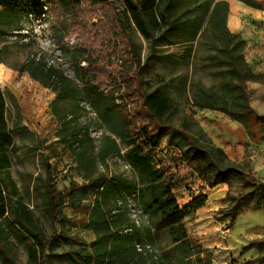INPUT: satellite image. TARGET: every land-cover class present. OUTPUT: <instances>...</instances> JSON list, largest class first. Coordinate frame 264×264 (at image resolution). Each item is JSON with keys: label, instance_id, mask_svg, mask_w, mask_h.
<instances>
[{"label": "trees", "instance_id": "1", "mask_svg": "<svg viewBox=\"0 0 264 264\" xmlns=\"http://www.w3.org/2000/svg\"><path fill=\"white\" fill-rule=\"evenodd\" d=\"M44 1L65 36L77 38V45H68L75 77L41 57L24 63L21 70L55 91L53 111L62 126L58 136L75 155L87 180L66 191L57 190L49 180L46 212L53 221L68 220L60 211L66 205L74 206L76 195L80 194L82 201L92 199L84 227L96 234L90 244L79 243L83 247L77 252L78 257L72 251L65 255L72 264H210L212 251L192 237L185 225L186 218L206 205L208 196H194L181 206L173 191L172 177L163 169V162L150 152L169 134H183L191 143L182 149L180 159L209 187L222 183L232 186L234 180L242 182L245 192L239 196L229 193L233 200L228 210L231 220L239 213L264 209V181L250 180L244 169L206 133L201 132L200 139L184 126L166 122L180 101L159 88L147 90L138 81L137 67L142 58L133 32L138 30L150 41L151 54L161 43H188L195 47L209 33L214 39H222L223 45L208 55L222 76L218 87L226 101L221 109L238 121L252 140L264 139V118L251 106L246 90V82L255 76L243 55L246 41L234 42L240 35L228 27L229 1ZM240 1L264 10V0ZM32 5L38 6V0L24 1L25 8ZM191 87L195 105L210 109L219 105L214 87ZM188 88L184 79L176 90L183 96ZM84 99L102 122L104 133L99 144L89 126L78 122L85 110L81 104ZM66 102L72 105L63 111ZM7 114L8 103L0 85V172L11 166L10 152L15 147ZM115 156L123 157L129 164L133 179L123 173L107 172L108 159ZM17 195L16 181L10 175L0 176V255L6 264H20L9 248L14 244L13 238L21 233L22 240L31 238L34 244L28 247L30 258L43 264L50 241L29 205L14 199ZM136 208L138 221L133 218ZM164 235L168 236L167 244L162 241Z\"/></svg>", "mask_w": 264, "mask_h": 264}, {"label": "rangeland", "instance_id": "2", "mask_svg": "<svg viewBox=\"0 0 264 264\" xmlns=\"http://www.w3.org/2000/svg\"><path fill=\"white\" fill-rule=\"evenodd\" d=\"M24 1L0 0V85L8 103L7 116L15 139V147L10 152L11 166L1 171L0 176L7 178L10 175L16 181L19 195L14 199L29 205L39 219L47 241H50L43 264H72L65 253L72 251L78 257L77 252L83 247L79 243L90 244L96 238L94 231L84 227L92 199L82 201L80 194L76 195V204L66 205L60 211V215H65L68 220L61 218L53 221L46 212L45 192L49 180L57 190L62 191L69 190L75 183H87V180L75 155L58 136L62 126L53 111L55 91L21 68L29 60L41 57L46 63L75 77L68 45L75 46L78 41L75 35L65 36L44 0H38V6L28 8H25ZM257 11L258 15L241 13L239 22L243 32H234L240 37L233 41H246L243 55L255 75L246 82V90L251 106L264 118V33L261 36L252 34L256 24L264 25V10ZM133 37L142 58L138 67L135 65L138 81L147 90L159 88L180 101L177 110L166 117V122L175 127L184 126L200 139L201 132L206 133L214 144L222 147L244 169L250 180L264 181V139L252 140L247 130L221 109L226 101V96L218 87L222 76L208 60V55L216 53L215 47L223 45V40L214 39L209 33L195 47L188 43H161L151 54L150 41L141 32L135 30ZM184 79L189 88L183 96H179L176 87ZM191 84L195 85L194 90L199 84L214 87L219 105L213 109L195 105ZM117 96L120 101L119 94ZM81 104L85 110L78 122L89 126L99 144L104 133L102 122L87 100H82ZM71 105L70 102L64 103L62 110L70 109ZM190 143L185 135L172 133L150 152L163 162V169L168 177H172L173 191L181 206L189 203L194 196H208L206 205L186 218L189 234L212 251L210 264H264V209L248 210L231 220L228 210L233 200L229 193L239 196L246 191V187L238 180H234L232 186L222 183L209 187L192 167L186 166L180 159L182 149ZM108 164L109 174L123 173L130 179L135 177L123 157H111ZM132 205L137 207L134 202ZM133 218L140 220L138 208L133 209ZM224 230L228 232L224 233ZM19 235L13 238L14 244L9 248L11 254L20 264H42L29 256L28 247H34L32 239L22 240L23 234ZM53 237L55 239L51 241ZM162 241L167 244L168 236L164 235ZM0 264H6L1 255Z\"/></svg>", "mask_w": 264, "mask_h": 264}, {"label": "crops", "instance_id": "3", "mask_svg": "<svg viewBox=\"0 0 264 264\" xmlns=\"http://www.w3.org/2000/svg\"><path fill=\"white\" fill-rule=\"evenodd\" d=\"M229 3H230V12L228 15V21L232 22L233 25H230L228 23V27L231 28L230 30L232 32H238V33L240 32L241 33V32H243L242 31V24H241V22H239V18H241L240 17L241 13L247 12L249 14L252 13L253 15H258L259 13H258L257 9L250 7V6L246 5L245 3L238 1V0H234L233 2L229 1ZM237 14L239 16H237ZM253 28L254 29L252 31V34L255 36H261L264 33V25L259 26L258 24H256ZM90 203L92 206L93 201L91 200Z\"/></svg>", "mask_w": 264, "mask_h": 264}, {"label": "built area", "instance_id": "4", "mask_svg": "<svg viewBox=\"0 0 264 264\" xmlns=\"http://www.w3.org/2000/svg\"><path fill=\"white\" fill-rule=\"evenodd\" d=\"M223 232H224V233H227V232H228V230H224Z\"/></svg>", "mask_w": 264, "mask_h": 264}, {"label": "bare ground", "instance_id": "5", "mask_svg": "<svg viewBox=\"0 0 264 264\" xmlns=\"http://www.w3.org/2000/svg\"><path fill=\"white\" fill-rule=\"evenodd\" d=\"M7 80V79H6ZM2 81V80H1Z\"/></svg>", "mask_w": 264, "mask_h": 264}]
</instances>
